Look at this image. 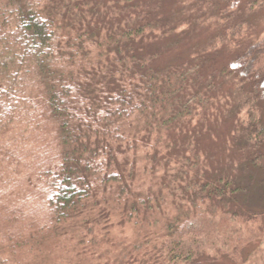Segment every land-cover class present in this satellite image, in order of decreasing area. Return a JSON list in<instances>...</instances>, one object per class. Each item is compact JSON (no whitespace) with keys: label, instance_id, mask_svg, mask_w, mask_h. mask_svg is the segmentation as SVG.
Wrapping results in <instances>:
<instances>
[{"label":"trees","instance_id":"1","mask_svg":"<svg viewBox=\"0 0 264 264\" xmlns=\"http://www.w3.org/2000/svg\"><path fill=\"white\" fill-rule=\"evenodd\" d=\"M151 13L140 0H0V264H245L264 238V212L236 201L248 186L172 141L205 115L212 84L190 62L156 65L146 43L173 29ZM233 64L246 103L264 100V37ZM258 113L245 133L264 169Z\"/></svg>","mask_w":264,"mask_h":264},{"label":"rangeland","instance_id":"2","mask_svg":"<svg viewBox=\"0 0 264 264\" xmlns=\"http://www.w3.org/2000/svg\"><path fill=\"white\" fill-rule=\"evenodd\" d=\"M140 1L149 7L153 18L158 13L157 18L166 21L165 27L173 29L164 37L146 43L159 52L156 65L165 67L190 62L195 66L191 72L194 80L198 84L208 81L212 84L207 94L213 97L212 101L207 100L205 115L195 112L192 124L197 126L190 127L182 136H173L172 141L182 138L203 153L209 176L231 175L236 181L247 185V191L241 192L236 200L241 209L252 208L264 212V169L250 165L251 144L247 142L245 133L246 119L254 107L258 106L262 110L258 118H264V100L246 103L247 90L242 88L234 72L229 71L233 69L237 55L251 42L264 37V0H234L229 6L226 0H217L214 4L207 0ZM232 39L235 42H231ZM198 63L200 67L196 65ZM261 148L264 151V146ZM173 149L165 153V158L171 152L173 156ZM14 193L17 194V191ZM31 211L30 217L25 216V219L34 222L32 216L37 210ZM262 222L264 220L257 219L255 226L259 228ZM7 227L4 224L3 228ZM2 231L0 249H4L10 240L9 232ZM7 250L5 248L3 252L7 254ZM243 257L247 261L245 264H264V238L256 237L246 243ZM197 264L238 263L224 256L212 258L204 254Z\"/></svg>","mask_w":264,"mask_h":264}]
</instances>
